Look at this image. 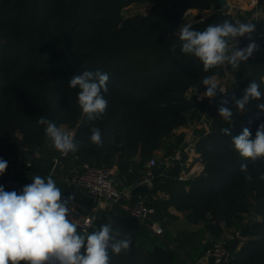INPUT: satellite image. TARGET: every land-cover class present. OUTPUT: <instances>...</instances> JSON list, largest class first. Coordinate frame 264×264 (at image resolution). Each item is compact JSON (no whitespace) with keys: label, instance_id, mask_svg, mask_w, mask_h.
Here are the masks:
<instances>
[{"label":"trees","instance_id":"obj_1","mask_svg":"<svg viewBox=\"0 0 264 264\" xmlns=\"http://www.w3.org/2000/svg\"><path fill=\"white\" fill-rule=\"evenodd\" d=\"M140 4L149 5V11L128 14ZM191 9H216L192 25L199 31L224 20L245 23L253 14L229 13L218 0H0V159L8 162L6 176L19 185L31 184L36 175L55 178L56 159L74 167L116 165L119 183H133L130 202L146 198L155 220L169 216L160 208L172 206L191 224L202 225L161 241L117 209L113 234L130 237L132 243L120 255L110 251V264H200L218 243L230 254L223 264H264V180L259 179L264 157L255 162L242 158L221 131L228 127L238 135L248 127L254 139L264 123L258 109L264 98L251 101L244 112L231 99L240 98L251 80L264 93V56L234 69L226 95L218 91L211 100L199 101L206 91L203 79L225 76L233 66L206 72L179 46L172 54L170 46L178 45L176 32ZM98 69L109 74L104 94L109 104L101 119L89 121L77 103L78 87L70 88L68 82ZM224 98L234 113L229 121L218 114ZM40 116L74 131L79 150L63 158L45 135V126L37 124ZM204 120L209 128L195 130L194 145L204 170L181 179L182 169L190 170L189 145L182 147L185 134L176 130ZM93 127L101 130L102 147L90 141ZM160 151L163 157L152 169L153 188L140 185L147 163ZM178 152L181 158L172 160ZM241 164H247V171ZM0 183H5L4 174ZM159 191L169 199L156 201ZM97 224L99 230L102 224Z\"/></svg>","mask_w":264,"mask_h":264},{"label":"clouds","instance_id":"obj_2","mask_svg":"<svg viewBox=\"0 0 264 264\" xmlns=\"http://www.w3.org/2000/svg\"><path fill=\"white\" fill-rule=\"evenodd\" d=\"M255 25L251 22H231L209 24L204 30H195L190 22L183 24L176 32L177 43L170 46L173 55L177 46L182 54L198 59L204 71L214 67L231 65L238 67L247 62L259 45L252 40L251 34ZM247 36L251 41L245 47H237L238 38ZM109 74L107 72L83 71L74 75L68 82L70 88L79 89L77 103L89 121L101 119L107 111L109 101L105 98L108 92ZM206 91L202 98L211 100L219 91L227 93L218 82L211 77L202 81ZM264 98L260 84L251 80L240 98L232 96L234 108L244 112L251 101ZM229 100L221 99L218 114L226 121L232 119L233 109L228 107ZM260 112H264V103L258 104ZM37 124L43 125L45 135L50 139L52 147L62 155L79 150L80 144L74 133L65 126L58 127L51 120L40 116ZM91 143L103 146L100 128H91ZM225 136L231 137L235 151L245 159L255 162L264 157V123L258 125L255 138H252L248 127L238 135L232 129H221ZM8 167V162L0 159V175ZM241 170L247 171V164H241ZM247 179H252L249 175ZM259 179L264 180V173ZM74 199L70 194L62 197V191L54 179L36 175L32 183L25 185L18 194L16 191H5L0 185V264H110V255H120L127 251L132 243L130 237L117 239L113 234L111 223L102 225L91 233L79 231V225L71 216L70 202Z\"/></svg>","mask_w":264,"mask_h":264},{"label":"crops","instance_id":"obj_3","mask_svg":"<svg viewBox=\"0 0 264 264\" xmlns=\"http://www.w3.org/2000/svg\"><path fill=\"white\" fill-rule=\"evenodd\" d=\"M227 2H228V4L226 6V9L228 10L229 13H233L234 11H238V10L247 11V12L253 11V14L249 19H252L254 22L256 20L260 25H264V0H227ZM215 12H216V9L203 11V12H201L197 9H191V10L187 11L188 17L190 15H195V20L191 22L192 25L196 24L200 21L205 20L206 18H208L209 16H211ZM200 17H202L201 20H199ZM194 125H196V124H194ZM194 125L189 126V127H182L180 129L176 130V132L178 134H180V133L185 134V142L186 143L182 147L185 148L187 146V144L189 145V147L186 148V152L189 154V159L186 163V166L188 168H190V170L187 171L185 168L182 169V172L180 174L181 179L190 178L191 176H198L204 170L203 164L201 163V161H198L200 158V155L197 154L194 150L195 144H190L186 141L187 135L185 133L184 128H190V127H193ZM65 127L68 129L67 126H65ZM62 157L64 158V157H66V155H62ZM162 157H163V152L160 151L157 153L155 159L157 161H159V160H161ZM169 158L170 157H167V158H165V160L168 161ZM57 160H58V163L57 164L55 163V168L57 171H56V175L54 176L55 178H53V179L56 182L57 187L61 189L62 197L66 198L70 194L73 195L74 199L70 202V207L84 209L87 214H97V217H98L97 223L101 222L102 225L113 222L114 217H113L112 213L119 215V212L117 211L116 208H113L112 206L107 204V202H105L103 199L95 198V197L91 196L90 194L86 193L85 191H82V190L75 188V186L71 185L68 182L71 179H73L77 174H79L82 167L81 166L74 167L73 163H71V162L70 163L67 162L68 164H66L61 159L60 160L57 159ZM71 164L73 167L70 169L69 166ZM166 165H167V163H166ZM113 168L115 169L117 176H120L118 167L115 165V166H113ZM197 168L200 169L199 172H197L199 174L194 173ZM169 169H170V167L168 168V170ZM12 173L10 174V176L13 175ZM153 178L150 181H148L145 179L144 176H142V180L140 181L139 184L140 185L143 184V185L148 186L149 188H153ZM4 179H5V183H2V184L0 183V185H2L4 187L5 191H16L19 194L22 191L23 187L25 186L24 184L19 185L18 183L14 182L12 180V178H10V177L8 178V176H6V173H4ZM13 185H17V188L12 189ZM118 186L121 189L128 190L130 196L133 197L132 196L133 183H131L128 179L122 180V182L119 183ZM122 186H124V187H122ZM136 199L137 200H144L146 202V198H144L142 196H138ZM154 199L156 201L164 202V201H167L169 199V195H167L164 192L159 191L158 194L154 197ZM160 210L162 212H167V214H169V216L165 215L162 219H159V221L155 220L154 218L153 219L156 222L160 223L164 227L165 237L167 239H168V236H169V238H173V237L177 236V234L180 232L196 231L197 229H200L202 227V225L191 224L185 218L184 213L178 211L175 207L170 206L168 209L160 208ZM154 215H155V213H154ZM97 225H99V224H97ZM78 230L80 231V229H78Z\"/></svg>","mask_w":264,"mask_h":264},{"label":"built area","instance_id":"obj_4","mask_svg":"<svg viewBox=\"0 0 264 264\" xmlns=\"http://www.w3.org/2000/svg\"><path fill=\"white\" fill-rule=\"evenodd\" d=\"M249 22L255 25V31L251 34V37L252 40L259 45V50L254 52L253 56L248 60H256L264 56V25H260L256 20L254 22L252 19H248L245 23ZM250 42L251 41L247 36L238 38L237 47H245ZM235 68L236 67L227 69L225 76H227L229 70L234 71ZM227 78L226 86L228 88V84L232 81V77ZM200 95H198V99L199 101H202ZM71 132L75 135L74 131ZM180 158L181 155L178 152L172 160H179ZM55 163H58L57 159L55 160ZM156 164L157 160L155 158L148 162L146 169L143 172L146 180L150 181L154 177L152 169ZM82 169L83 170L80 174H77L73 179L68 181L71 185L79 190L85 191L95 198L103 199L107 204L124 213L125 216L137 225L146 228L152 236L159 238L161 241H165L164 227L153 219L155 210L148 207L144 200L130 202L129 199L131 196L128 190L121 189L118 186V176L113 167H96L90 164H84ZM70 208L72 210L70 218L80 226L79 229L81 232L90 233L92 230H98L97 214H87L86 211L81 208ZM229 255V251L225 244L218 243L215 244L213 249L206 253L199 263L210 264L212 262V264H223L229 258Z\"/></svg>","mask_w":264,"mask_h":264},{"label":"rangeland","instance_id":"obj_5","mask_svg":"<svg viewBox=\"0 0 264 264\" xmlns=\"http://www.w3.org/2000/svg\"><path fill=\"white\" fill-rule=\"evenodd\" d=\"M149 8H150V6L149 5H145V4H140V5H135V6H132V7H130L129 9H128V14L129 15H132V14H134V13H142V14H145V13H147L148 11H149ZM195 20V15H190L189 17H188V13L187 14H185V16H184V18H183V20H182V23H181V26L183 25V24H185V23H187V22H192V21H194ZM180 26V27H181ZM233 73H234V71H228V73H227V76H220V77H217V76H215V77H213L212 79L213 80H215V81H217L218 82V84H219V86H221L225 91H227V86H226V83H227V80H228V78L227 77H232L233 78ZM230 79V78H229ZM231 83V82H230ZM229 85V84H228ZM190 94H191V92H190ZM192 95V94H191ZM200 98H201V100L203 99L202 98V95H200ZM209 124H208V122H206V120H204V121H202V122H200V123H197L196 125H194L193 127H190V128H184V130H185V133H186V135H187V139H186V141L188 142V143H190V144H195L196 143V140H197V134L195 133V130L196 129H199V130H201V129H208L209 128V126H208ZM200 168V167H199ZM199 170L200 169H196V171L194 172V173H197V172H199ZM197 174H199V173H197Z\"/></svg>","mask_w":264,"mask_h":264},{"label":"water","instance_id":"obj_6","mask_svg":"<svg viewBox=\"0 0 264 264\" xmlns=\"http://www.w3.org/2000/svg\"><path fill=\"white\" fill-rule=\"evenodd\" d=\"M218 2H219V5H220L221 7H226L227 4H228L227 0H218ZM16 188H17L16 185H13V186H12V189H16ZM240 237H241V238H244V232H242V233L240 234ZM159 245H161V243H159Z\"/></svg>","mask_w":264,"mask_h":264}]
</instances>
